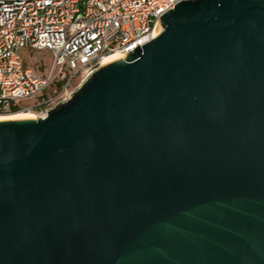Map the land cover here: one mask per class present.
<instances>
[{
    "label": "water",
    "instance_id": "1",
    "mask_svg": "<svg viewBox=\"0 0 264 264\" xmlns=\"http://www.w3.org/2000/svg\"><path fill=\"white\" fill-rule=\"evenodd\" d=\"M46 117L0 120V264H264V0H182Z\"/></svg>",
    "mask_w": 264,
    "mask_h": 264
},
{
    "label": "built area",
    "instance_id": "2",
    "mask_svg": "<svg viewBox=\"0 0 264 264\" xmlns=\"http://www.w3.org/2000/svg\"><path fill=\"white\" fill-rule=\"evenodd\" d=\"M182 0H0V113L27 100L38 117L71 97L113 53L125 56L156 37L158 20ZM48 50L42 78L25 50Z\"/></svg>",
    "mask_w": 264,
    "mask_h": 264
},
{
    "label": "rangeland",
    "instance_id": "3",
    "mask_svg": "<svg viewBox=\"0 0 264 264\" xmlns=\"http://www.w3.org/2000/svg\"><path fill=\"white\" fill-rule=\"evenodd\" d=\"M24 58L26 65L30 67L35 74L39 77H46L50 73V66L52 63V54L48 50H25ZM33 100H27L22 103V108L16 111H9L1 114H11L16 112H30L34 113L30 109H26L29 104H32Z\"/></svg>",
    "mask_w": 264,
    "mask_h": 264
},
{
    "label": "bare ground",
    "instance_id": "4",
    "mask_svg": "<svg viewBox=\"0 0 264 264\" xmlns=\"http://www.w3.org/2000/svg\"><path fill=\"white\" fill-rule=\"evenodd\" d=\"M161 31V28L158 26L155 30V35H158ZM121 57L117 53L110 54L109 56L106 57L105 62H110L114 59H117ZM30 117H38L35 113H30V112H22V113H11V114H1L0 113V120L2 119H15V118H30Z\"/></svg>",
    "mask_w": 264,
    "mask_h": 264
},
{
    "label": "trees",
    "instance_id": "5",
    "mask_svg": "<svg viewBox=\"0 0 264 264\" xmlns=\"http://www.w3.org/2000/svg\"><path fill=\"white\" fill-rule=\"evenodd\" d=\"M18 109H20V106H14L11 111H16Z\"/></svg>",
    "mask_w": 264,
    "mask_h": 264
}]
</instances>
